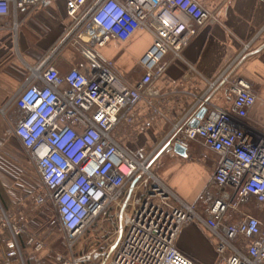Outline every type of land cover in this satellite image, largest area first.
Segmentation results:
<instances>
[{
    "label": "built area",
    "instance_id": "2783aa9c",
    "mask_svg": "<svg viewBox=\"0 0 264 264\" xmlns=\"http://www.w3.org/2000/svg\"><path fill=\"white\" fill-rule=\"evenodd\" d=\"M41 1L0 0V17L11 4L15 10L33 5L44 11ZM65 8L74 27L63 41L76 32L70 45L89 64L88 73L72 68L60 74L44 61L10 101L20 111L13 133L39 177L31 202L37 210L53 209L63 235L65 250L54 252L53 264H104L107 251H85L79 244L104 219L117 221L118 228L106 264H193L175 247L180 230L192 222L214 236V264H264V131L242 124L256 100L250 83L221 75L217 80L228 84L231 97L228 107H210L194 128L172 124L151 148L153 156L170 143H197L217 156L208 183L190 205L114 137L120 127L145 133L164 117L154 86L164 74L163 59L170 54L185 62L183 49L200 27L217 23L216 15L196 0H66ZM136 30L149 32L153 42L139 61L141 78L128 86L98 48L111 38L125 41ZM35 80L39 86L31 84ZM140 104L147 109L144 120L137 114ZM252 208L262 216L250 214ZM0 229V264H17L24 226L1 210ZM25 245L36 252L45 248L30 235Z\"/></svg>",
    "mask_w": 264,
    "mask_h": 264
},
{
    "label": "crops",
    "instance_id": "0c3cea01",
    "mask_svg": "<svg viewBox=\"0 0 264 264\" xmlns=\"http://www.w3.org/2000/svg\"><path fill=\"white\" fill-rule=\"evenodd\" d=\"M65 1L42 0L44 11L33 5L15 10L11 4L9 14L0 17V150L9 148L14 152V141L17 139L13 127L20 111L10 101L32 68L46 61L60 74L72 68L88 73L89 64L70 45L76 32L63 41L67 31L74 27V21L67 16ZM196 1L205 10L214 13L218 21L198 29L182 51L186 63L170 54L163 59L165 71L154 86L159 92L156 104L164 117L155 120L153 126L142 134L133 135L131 127H120L114 133L124 149L139 160L143 157L140 159L134 154L135 147L142 149L141 155L151 153V147L160 143L172 124L190 126L195 122L198 126L210 107H228L231 97L226 93L228 84L217 80L221 75L229 81L243 79L251 84L256 100L242 124L245 129L264 131V0ZM152 42L153 36L149 32L136 30L125 41L109 39L98 48V52L112 62L126 85L133 86L143 74L139 61ZM210 83L215 84L210 87ZM31 84L39 86L40 82L35 80ZM137 110L139 120H144L147 109L140 104ZM201 111L203 114L198 117ZM127 141L134 144L130 150L125 147ZM170 144L161 148L153 169L158 168L164 185L179 200L190 205L208 183L217 156L197 143H190L184 156H181L173 152ZM22 157L28 158L26 154ZM32 175L35 181L29 180L39 185L35 168ZM258 211L252 208L250 214L255 215ZM40 213V220H43L45 217L41 210ZM188 234H197V228L192 223L180 230L175 247L193 264H207L193 262L190 255L194 253L178 244L179 238ZM57 240V235L45 236L42 239L45 248L36 252L25 245L24 238H20L22 259L17 264H53V255L57 250L52 246Z\"/></svg>",
    "mask_w": 264,
    "mask_h": 264
},
{
    "label": "rangeland",
    "instance_id": "374dc122",
    "mask_svg": "<svg viewBox=\"0 0 264 264\" xmlns=\"http://www.w3.org/2000/svg\"><path fill=\"white\" fill-rule=\"evenodd\" d=\"M175 139L176 136H173L171 142ZM14 142V152L12 150L10 151L9 148H5V150L2 148L0 150V178L2 179L0 184V215L2 210L10 215L12 221L16 220L19 221L20 224H23L26 235L34 236L36 238H42L47 232L48 236H51L52 234L57 235L58 240L53 244L52 248L57 250L56 252H63L65 250L62 238L63 235L58 231L57 217L53 209L51 207H45L42 211L45 218L40 220V210L35 209L31 202V195L38 187V183L30 181L31 179L35 181L32 175V173H34V166L28 158L26 159V157H22V155L25 156V152L19 141L15 140ZM125 147L130 150L134 147V144L127 141ZM135 149L134 154L136 153L140 159L141 156L143 159H146L147 169L162 182L158 174V168H155V170L153 169V166L157 164L158 155L162 150L153 156H150V153H144L141 155L142 149L140 147H135ZM27 183H29V185ZM139 184L140 181L137 185ZM129 210L130 208H127L126 212H129ZM256 210L258 211V209ZM262 214L263 213L258 211L255 215L261 217ZM116 224L117 221L111 223V221H106V219L97 221L81 237L79 244H82V249L85 251L95 249L100 254L107 251L106 257L103 259L104 264H106L110 259L108 256L110 247L117 239L118 228ZM188 225L190 224H187L186 226ZM192 226L197 228V234H188L180 237L178 244L194 253L193 256L190 255L193 262L207 264L213 262L216 260V253L214 252L213 247L215 242L214 236H209L207 230H205V228H203L198 222H192ZM2 233L3 231L0 229V234ZM26 235H22L20 238H24V241H26Z\"/></svg>",
    "mask_w": 264,
    "mask_h": 264
},
{
    "label": "water",
    "instance_id": "95a60500",
    "mask_svg": "<svg viewBox=\"0 0 264 264\" xmlns=\"http://www.w3.org/2000/svg\"><path fill=\"white\" fill-rule=\"evenodd\" d=\"M202 114H203V111H201V112L199 113V116H198V117L202 116ZM196 124H197V123L194 122V123L190 124V127L194 128V127H196ZM172 150H173L174 153H176V154H178V155H181V156H184V154H185V148L182 147V146L179 145V144H174L173 147H172ZM135 183H136V181H133V182L131 183L130 188H129V191H128L127 199L129 198L130 193H131L132 188L134 187V184H135ZM127 199H126V200H127ZM113 247H114V246H113ZM113 247L111 248L109 254L111 253Z\"/></svg>",
    "mask_w": 264,
    "mask_h": 264
},
{
    "label": "trees",
    "instance_id": "16d2710c",
    "mask_svg": "<svg viewBox=\"0 0 264 264\" xmlns=\"http://www.w3.org/2000/svg\"><path fill=\"white\" fill-rule=\"evenodd\" d=\"M152 147H153V146H152ZM152 147H151V148H152ZM150 150H151V149H150ZM45 236H48V234H47V235H46V234H44V236L42 237V239H43V238H45Z\"/></svg>",
    "mask_w": 264,
    "mask_h": 264
}]
</instances>
